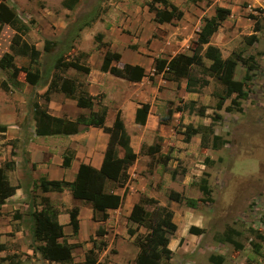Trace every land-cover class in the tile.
I'll return each mask as SVG.
<instances>
[{
  "label": "crops",
  "instance_id": "obj_1",
  "mask_svg": "<svg viewBox=\"0 0 264 264\" xmlns=\"http://www.w3.org/2000/svg\"><path fill=\"white\" fill-rule=\"evenodd\" d=\"M130 1L137 2L140 0ZM148 1H146V3ZM185 1L195 3L192 0ZM201 1L202 3H200V6L202 5L203 8L207 6L206 9H208V11L204 12L200 8H197L199 12H195L194 14L183 12L175 1H170L183 12L181 20H174L170 24H158L154 22L153 13L148 11L145 3L147 9L146 13H133L129 15V17L120 19L118 23L115 22L114 25H109L108 29H104L102 33H100L103 35L101 42L106 43L107 46L100 47L94 40L97 47L95 46V50L90 53L89 51H81L83 49L78 45L81 43L80 40L83 39L82 33L90 30L92 20L88 19L84 24H78L76 29H79V31H77L72 41V48L78 47L80 53L86 54V57L80 59V64L88 66L89 72L84 74L69 68L64 73H60L59 68L56 67L51 71L46 80L44 77L50 70L55 55L59 52H56L52 56L49 55L57 46V31L53 29V26L56 25V16L48 15L47 17V15L45 16L37 10L32 9L30 5L32 6L36 1L23 0L22 4L18 2V0H10V2L9 0H0V18L2 20V25L0 23V38L4 31L11 34L9 40L6 39L5 41L6 47L2 49L0 44V50H2L0 52V61L3 54L12 55V62L16 67H24L34 74V82L28 83L25 81V74L23 72H19L16 78L12 79L10 76L11 70L8 68H1L0 66V127H4L5 129L4 132H0V168L4 167L5 163H12L13 167L5 171V174L11 185H18L19 187L15 193L6 200L5 204L0 207V244L5 246V250L0 251V259L11 256L13 261L18 264H54L49 263L41 257L36 248L39 244L34 241L32 236L33 223L29 217V213L30 211H34L35 207L38 209V206H32L34 198L31 191L37 189L38 191H36V194L48 198L49 201H52V196H59L66 193L68 194V200L71 201L68 190H64L61 193H42L38 188L39 179L44 178L46 180H64L72 182L79 165L85 164L99 169L103 160L108 135L104 133L101 128L79 124L78 133L72 136L37 135L38 119L35 114L34 105L45 108L46 114L50 117L69 121H74L81 115L88 117L91 112H96L100 108L96 103L91 110L79 108L73 99L66 97L60 92L51 91V85L58 75L76 79L84 85V90L92 96L101 95V106L106 109L104 119L105 127H112L115 116L119 113L124 130L129 137L130 147L137 155L136 160L127 169V182L122 186L120 185L119 187L106 190L121 196L123 199L122 205L118 209H108L105 211L108 214V219L106 221H99L100 215L98 213L95 214V220H93L90 204L83 201L76 204H71L67 201L69 202V206L67 204L65 205L62 211L63 213H59L61 210L57 208V220L63 226L64 234V237L58 241H64L67 245L71 246V264H83L87 252L92 249L90 236L94 234L96 236L97 229L102 228L104 230V235L99 238H103L105 235L107 237L109 233L108 228L112 222H115L112 218L114 214L120 213L119 219L127 220L132 206L142 197L140 194L136 195L130 189L126 190V188L129 187V181L131 182L132 173L130 172L131 168H133L132 166L141 158L153 157L155 155H160L162 157L166 155L164 149L168 148V144L169 146H174L168 137L177 135L175 126L178 119H180L181 123L184 125L190 123L193 127L197 125L193 124L191 121H187L186 118L188 115L185 116L184 112L173 113L167 124L160 123V121L165 118L167 107L170 106L169 103L173 105L175 102L173 97L164 96L157 90L161 81L166 82V80L161 79L162 75L154 76L153 81H149L147 77H144L140 82L136 83L115 76L105 81L101 76V80H99L100 75L108 74L100 71L102 56L107 49L114 52L112 50L113 41L111 38L115 36L125 37L127 42L123 44V49L129 50L127 47L130 49L132 47V50H134L133 46L136 47L135 52L148 59L150 63L148 68L141 67L145 70L146 75H151L152 73L149 72L153 71L154 58L169 59L179 53H192V50L195 48L197 32L200 30L205 20L215 15L216 7L230 10V14L221 23L217 32L210 38L209 44L220 50V46L214 41H216V37L223 32L226 24L231 28L235 20V24L240 20L237 16L240 12V8L237 6L239 1L231 0V2L234 3V6L231 8H228L227 5L224 7V4L219 0ZM35 7L37 6L35 5ZM235 10H237V13ZM120 16L123 17L124 15ZM10 21H15V24ZM126 21L128 23H126ZM86 23H88V25H85ZM21 27L23 30L22 32H18V35L21 36L22 40L33 45L40 53L35 62L30 61L29 56L23 57L14 54L10 48L13 36L17 34V29ZM127 27H133V29H127ZM170 29L173 31H170ZM75 32L76 31L71 32V34ZM91 35L92 34H90V36ZM145 42L148 43L146 44ZM189 45H191V47H189ZM220 53L222 54L221 50ZM63 59L70 61L65 55H63ZM203 61L206 62V59ZM91 62L94 64L91 65ZM207 62L209 61L207 60ZM122 64H125V62H121L120 59V62L114 65L120 67ZM155 80L158 81V85H155ZM179 87H181L183 94L180 93L177 96L184 101L192 100L190 97L192 93H187L185 91V84L180 83ZM46 95L49 96L48 102L44 100ZM116 98L120 102L117 104H113L115 102L111 103V101H115ZM145 103L149 104V111L145 123L143 125H137L134 121L136 110L141 104ZM121 105H127L128 109L124 111ZM178 105H180V103L177 105L175 103L174 107ZM109 108L114 111L112 119L108 117V114L112 113ZM126 124H129L128 126L132 130L131 135L126 129ZM202 125L207 126L208 124L203 122ZM153 133H157L161 140L160 143H157L159 152L148 155L146 150L152 145L147 142V139L151 138ZM180 136L182 137V135ZM195 139L197 142H200V137L198 135L191 138L192 141ZM66 151H72L74 154L68 168L62 166V158ZM116 153L119 158L124 156V151L120 147H117ZM66 175H72L73 178L69 176L66 177ZM110 184L115 183L107 181L106 188ZM128 199L132 200L127 209L123 211V204ZM74 207H77L79 210V229L76 234H73L72 230H70L69 219L67 220L65 218L63 221L60 220L62 216H68L67 213ZM83 208H86L84 219L88 222V228L84 231L82 236L81 220L83 217ZM119 219L117 218L116 222H118ZM68 226L70 229H68ZM88 239L90 242H88ZM106 240L102 241L106 243ZM119 240L125 243L124 246L128 243L123 241L124 239L122 238ZM133 243L129 242L128 244L131 246L134 245ZM135 248L136 249H134L132 253L136 256L138 249L136 246Z\"/></svg>",
  "mask_w": 264,
  "mask_h": 264
},
{
  "label": "rangeland",
  "instance_id": "obj_2",
  "mask_svg": "<svg viewBox=\"0 0 264 264\" xmlns=\"http://www.w3.org/2000/svg\"><path fill=\"white\" fill-rule=\"evenodd\" d=\"M32 1H36L32 6L30 5L32 9L47 15V17L48 15L56 16V25L53 26V29L57 31V46L49 55L64 51L65 57L71 60L80 53L78 47L72 48V41L68 43L73 35L71 32L76 31L78 24H84L88 19L92 20L89 30L91 32L85 29L87 31L82 33L83 39L80 40L81 43L78 46L82 47L81 51L93 52L95 46L97 47L94 41V36L97 33H102L104 29L109 28V25H114L115 22L118 23L120 19L129 17L133 13H146L145 3L148 0L137 2L130 0H79L71 11L62 7L63 0ZM170 1H175L183 12L190 14L198 13L197 8L204 12L208 11L207 6L205 8L200 6L201 0H197L195 3L185 0ZM219 1L224 4V7L225 5L228 8L234 6L231 0ZM238 1L237 6L240 8V12L237 16L240 20L235 24L236 20L233 19L235 21L231 28L226 24L223 32L216 37L214 42L220 46L223 58L237 54L248 62L249 57L254 59L255 70L251 73L250 81L244 82L247 98L242 101L241 112H226L224 109L215 111L218 101L215 93H220L221 86L200 68H193V73L208 79L209 84L190 94L192 100L184 101L179 98L177 95L183 94V91L181 87H176L174 82L161 81L160 86L157 87L158 92L162 95L175 99L172 107L175 103L176 105L178 103L187 105L189 101H194L195 107L206 106L207 110L203 118L190 114L187 110L184 111L185 116L188 115L187 121H191L197 126L202 125L203 122L212 125L214 133L226 140L227 144L217 150L201 148L196 139L185 144L179 133L185 125L178 119L175 126L177 135L168 137L174 146L168 144V148L164 149L166 155L168 154L170 157L167 164L159 163L161 156L155 155L141 158L131 168L132 178L126 190L130 189L136 195L153 198L159 205L166 206L173 212L176 231L169 235L168 246L172 251L169 264H212L209 262L211 255H221L224 258L222 264H246V261L251 264H264V243L261 244L260 254H254L250 246V241H256L251 236L250 230L256 229L261 233L264 232V55L262 53L264 50V0ZM18 2L23 4V0H18ZM235 11L237 13V10ZM249 15L255 16L258 20V32H254L255 22L248 18ZM126 23L128 22L126 21ZM127 29H133V27H127ZM170 31L173 30L170 29ZM254 33L257 35L258 41L249 45L246 39ZM90 34L92 35L90 36ZM10 35V33L3 32L0 38L2 49L6 47L5 41L9 40ZM111 39L113 41L112 50L121 56V62L140 65L143 68L150 66L148 59L135 52L136 47L133 46L134 50L132 47L131 49L127 47L129 50L123 49V44L127 42L125 37L115 36ZM204 63L205 66L209 64L207 60ZM93 64L91 62V65ZM244 73L245 68L238 63L234 72V80L243 82ZM101 76L104 81L114 78L104 74L100 75L99 80H101ZM163 77L165 78V76H162V80ZM181 83L185 84V81ZM155 85H158L157 80H155ZM119 102L117 98L115 101H111L113 104ZM229 104L230 101H226L223 107ZM121 106L124 111L128 109L127 105ZM109 109L112 113L108 114V117L112 119L114 111ZM216 113L221 118L212 122V117ZM128 125L126 124V129L131 135L132 130ZM151 136L147 139L151 145L161 142L157 133H153ZM205 159H210L213 163L206 166L204 165ZM171 172L176 173L173 180L170 177ZM204 173H208V176L205 177ZM67 176L73 178L72 175ZM202 177L208 180L211 189V202H201L202 195L198 190V183ZM119 186L117 183L110 184L106 190ZM36 191L38 190L33 189L31 193L39 209L42 197L36 194ZM170 191L182 195L183 203L177 204L170 201L167 198ZM69 198L71 201L68 200L66 193L52 196L50 205L56 210L57 208L61 210L59 213H63L65 205L69 206V202L71 204L82 202L73 199L70 194ZM131 200L128 199L123 204V211L127 209ZM186 200L194 202L193 208L188 207ZM151 209L152 207L146 206L147 211H151ZM83 210L82 236L88 228V222L84 219L86 208ZM119 216L120 213L112 216L115 222H112L108 228L107 237L105 235L103 238H99L95 234L90 236L91 241L94 240L98 244L107 238L105 250L97 254L100 264H134L135 255L132 252L136 248L128 243H133L135 236H129L127 230L129 228L136 229V225L127 220H120ZM65 218L68 220V216H62L60 220L63 221ZM117 218L118 222H116ZM227 227L239 232V236L235 240L243 246L242 250H235L232 245L217 241V236L225 232ZM191 228L197 229V234L191 233ZM68 229H70L69 226ZM144 233V228L140 227L137 230V234ZM121 238L128 242L125 246V243L119 240ZM89 239L88 242H90Z\"/></svg>",
  "mask_w": 264,
  "mask_h": 264
},
{
  "label": "trees",
  "instance_id": "obj_3",
  "mask_svg": "<svg viewBox=\"0 0 264 264\" xmlns=\"http://www.w3.org/2000/svg\"><path fill=\"white\" fill-rule=\"evenodd\" d=\"M79 0H63L61 5L67 10H73L74 6ZM193 2L197 0H192ZM148 11L153 13V21L158 24H170L174 20L179 21L183 17V12L169 0H150L146 3ZM230 14L227 8L216 7L215 15L205 20L204 24L197 32L195 41V48L191 54L179 53L175 56L166 58L153 59V71L151 75H146L145 70L138 65L122 64L120 67L115 66L120 62V55L107 49L101 59L100 71L108 73L112 76L125 79L129 82H140L144 77L149 81L154 80V76H165L164 80L174 82L179 87L181 81H185V91L187 93H195L198 88L206 87L209 80L201 75L193 73V68H200L206 72L207 76L216 80L221 86L220 93H215L218 99L215 105V111L224 109L226 112H241V104L247 98V91L245 90L244 82L250 81L251 73L255 70L253 57H249L248 61L237 54L223 58L220 50L210 45V38L217 32L221 23ZM255 23L254 32H258V20L255 16L249 15ZM15 24V21H10ZM2 25V20L0 18ZM0 25V26H1ZM85 25H88L86 23ZM14 26V25H13ZM23 28L17 29V34L12 38L11 50L14 54L20 56H29L30 61H37L40 53L33 45L28 44L22 40L18 32H22ZM77 31L68 40L73 41ZM103 35L98 33L94 40L98 46L105 47L106 43H102ZM249 45L258 41L257 35L254 33L247 39ZM64 51L58 52L46 73L47 80L49 74L54 68H59L60 73H64L67 69H73L76 72L87 74L89 68L86 65L80 64V59L86 57L85 53H79L78 56L70 61L63 59ZM264 55V50H263ZM204 59L210 63L205 66ZM12 55L3 54L0 61L1 68H8L11 70V78L15 79L19 72L25 74V81L28 83L34 82V74L24 67H16L12 62ZM240 63L245 68L244 81L234 80L235 69ZM51 91L60 92L66 97L73 99L79 108L91 110L96 103L100 108L96 112H91L88 117L78 116L76 120L69 121L66 119H58L50 117L46 114L45 108L34 105L35 114L38 119V126L36 133L40 136H72L78 133V125L84 124L87 126L101 128L104 133L108 135V141L104 152L103 160L99 169H95L89 165L81 164L77 169V173L72 182L64 180H46L39 179L38 188L42 193L56 192L61 193L68 190L71 197L76 200L83 201L90 204L93 213V220L95 214L100 215L99 221H106L108 214L106 210H116L122 205V197L112 192L106 191V182L111 181L119 185H123L128 180L127 169L136 160L137 155L133 152L129 144V137L126 134L123 123L120 119L119 113L116 114L112 127L104 126V119L106 109L101 106V95L92 96L84 90V85L74 78H67L58 75L56 80L52 83ZM45 102L49 101V96L44 97ZM226 101L230 104L223 107ZM167 107L166 115L162 124H167L173 113L184 112L187 110L190 114H195L198 117H205L207 110L206 106L195 107L194 101L183 103L174 108ZM149 111V104H141L135 113V124L143 125L145 123ZM219 114H214L212 122L220 120ZM4 127H0V132H4ZM183 137L184 143H189L191 138L195 135L200 137V147L203 149L217 150L227 144V141L214 133L212 125H199L193 127L191 124L185 125L183 130L179 132ZM117 147L122 148L124 156L119 158L117 156ZM148 155H153L159 152L157 144L150 146L146 150ZM74 157L72 151H66L62 158V166L68 168ZM170 160L169 155H164L159 159L162 165H166ZM204 165L209 166L213 163L210 159H205ZM13 167L12 163H5L4 167L0 168V207L5 204L6 200L12 196L19 188L18 185H11L5 171ZM176 173L171 172L170 177L173 180ZM207 177L208 173H204ZM202 177L198 183V190L202 195L201 202H211V189L208 185L207 178ZM167 198L177 204L183 203L184 198L178 192L170 191ZM41 208H34L30 211L29 217L33 223L32 236L35 242L39 245L36 247L41 257L54 264H71V246L64 241L58 240L64 237L63 226L58 222V211L51 207L48 198L42 197L40 199ZM188 207L193 208L195 205L192 200H186ZM36 206L35 202L32 206ZM146 206L152 207L151 211L146 210ZM78 208H72L68 213L69 226L72 233L76 234L79 229L78 225ZM127 220L136 225V229L129 228L127 233L134 237V245L137 247V253L134 259V264H169L172 256V251L169 248V235L176 231V225L173 222V212L166 206L159 205L156 200L150 197L142 196L139 201L134 204L130 210ZM144 228V234H137L139 228ZM190 232L197 234L198 230L191 228ZM251 236L256 241H250V246L254 254H260L261 244L264 243V232L251 229ZM98 237L104 235V230L98 228L96 231ZM239 236V232L227 227L225 232L217 236L219 243H227L234 247L235 250H242L243 246L235 240ZM106 243L100 241L95 243L92 241V249H90L83 264H100L97 260V254L105 249ZM5 246L0 244V251H4ZM6 262V263H5ZM209 262L212 264H222L224 258L221 255H211ZM18 264L15 263L12 257H4L0 259V264ZM246 264H251L246 261Z\"/></svg>",
  "mask_w": 264,
  "mask_h": 264
}]
</instances>
